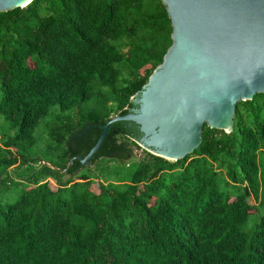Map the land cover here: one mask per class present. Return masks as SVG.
<instances>
[{
    "label": "trees",
    "instance_id": "1",
    "mask_svg": "<svg viewBox=\"0 0 264 264\" xmlns=\"http://www.w3.org/2000/svg\"><path fill=\"white\" fill-rule=\"evenodd\" d=\"M172 33L163 0L0 11V264H264V92L238 103L232 131L206 124L184 158L136 160L130 120L110 126L93 166L80 158L137 106ZM102 161L119 180L95 189Z\"/></svg>",
    "mask_w": 264,
    "mask_h": 264
},
{
    "label": "water",
    "instance_id": "2",
    "mask_svg": "<svg viewBox=\"0 0 264 264\" xmlns=\"http://www.w3.org/2000/svg\"><path fill=\"white\" fill-rule=\"evenodd\" d=\"M33 0H0V11ZM172 21L173 43L131 112L105 125L130 120L140 126L139 143L171 160L186 157L202 142L203 130H233L238 103L264 92V0H163Z\"/></svg>",
    "mask_w": 264,
    "mask_h": 264
},
{
    "label": "rangeland",
    "instance_id": "3",
    "mask_svg": "<svg viewBox=\"0 0 264 264\" xmlns=\"http://www.w3.org/2000/svg\"><path fill=\"white\" fill-rule=\"evenodd\" d=\"M47 119L44 118L41 120L38 128L35 131V135L39 138L38 144L36 146L35 149L31 150L32 152H38L40 155H43V153H45L44 148L47 144V141L50 138L49 135V127L47 125ZM135 147V153H136V160H139L140 158H142L145 154V147H143L140 143H139V147L134 146ZM45 159V157H44ZM43 163V162H42ZM85 164H87L88 166H93L91 164V162H85ZM118 163L116 161H110V162H106V161H102L100 163L99 167H95V170L93 171L94 176V187L95 189H98V184L101 181H118L119 177L118 175H115V169L114 166H116ZM38 167H41L42 165L39 163L37 164ZM128 167H130V165H128ZM107 173H111V175L109 176V178L106 180L105 179V175ZM9 176H11L12 178H14V180L16 179L17 181H23V182H27L24 178H19V176L16 174V170L14 169H10V174ZM66 177H68V175H66ZM14 189V188H13ZM13 194V193H12ZM250 203H255V200L253 197L249 198Z\"/></svg>",
    "mask_w": 264,
    "mask_h": 264
}]
</instances>
